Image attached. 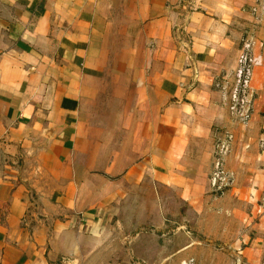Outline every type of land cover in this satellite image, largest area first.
I'll list each match as a JSON object with an SVG mask.
<instances>
[{
	"label": "crops",
	"instance_id": "0c3cea01",
	"mask_svg": "<svg viewBox=\"0 0 264 264\" xmlns=\"http://www.w3.org/2000/svg\"><path fill=\"white\" fill-rule=\"evenodd\" d=\"M191 1L0 0V264H109L123 195L233 130L217 83L245 37L259 63L235 171L253 216L226 264L264 261V2Z\"/></svg>",
	"mask_w": 264,
	"mask_h": 264
},
{
	"label": "rangeland",
	"instance_id": "374dc122",
	"mask_svg": "<svg viewBox=\"0 0 264 264\" xmlns=\"http://www.w3.org/2000/svg\"><path fill=\"white\" fill-rule=\"evenodd\" d=\"M190 3L196 7V0ZM229 85L228 79L217 83L223 98ZM245 126L233 118V130L217 129L213 149L205 151L200 162L177 164L174 176L178 179L147 181L123 195L105 220L111 237L109 249L116 256L109 264H180L189 256L194 264H226L233 251V237L253 216L252 205L245 199V179L238 178L235 171L241 149L235 144L244 139ZM227 136L230 150L224 157V168L229 182L216 190L210 178L214 147ZM179 172L191 176L189 182ZM102 262L93 259L86 264Z\"/></svg>",
	"mask_w": 264,
	"mask_h": 264
},
{
	"label": "built area",
	"instance_id": "2783aa9c",
	"mask_svg": "<svg viewBox=\"0 0 264 264\" xmlns=\"http://www.w3.org/2000/svg\"><path fill=\"white\" fill-rule=\"evenodd\" d=\"M264 2V0H261ZM254 11V10H253ZM189 42L182 44L189 47ZM255 42L253 38L245 37L242 40V49L239 52L236 68L232 73L231 88L227 90L224 97L228 102V111L232 118L242 124L249 120L250 112L253 105V92L251 89L252 70L257 65L258 59L253 56V47ZM184 49V48H183ZM227 80V79H226ZM224 80V82L226 81ZM229 85V86H230ZM230 150V137L216 143L214 147V159L211 172V183L214 189L220 190L229 182V176L224 168V157ZM182 264H194L188 260ZM260 264H264V261Z\"/></svg>",
	"mask_w": 264,
	"mask_h": 264
}]
</instances>
